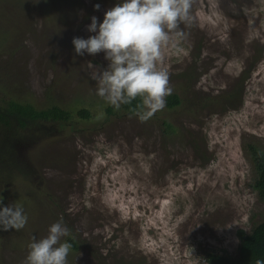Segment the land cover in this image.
Returning <instances> with one entry per match:
<instances>
[{
  "label": "rangeland",
  "instance_id": "374dc122",
  "mask_svg": "<svg viewBox=\"0 0 264 264\" xmlns=\"http://www.w3.org/2000/svg\"><path fill=\"white\" fill-rule=\"evenodd\" d=\"M117 2L0 0V104L73 114L21 133L16 156L30 173L0 177V197L21 204L28 221L0 230V264H25L32 236L60 217L76 243L68 264H208L210 250L236 257L237 230L264 220L248 150L264 151V0H192L185 35L162 47L181 103L147 121L96 95L90 75L108 61L72 44ZM235 89L233 107L203 99Z\"/></svg>",
  "mask_w": 264,
  "mask_h": 264
},
{
  "label": "clouds",
  "instance_id": "9594fccd",
  "mask_svg": "<svg viewBox=\"0 0 264 264\" xmlns=\"http://www.w3.org/2000/svg\"><path fill=\"white\" fill-rule=\"evenodd\" d=\"M99 9V4H94ZM192 0H118L103 14V19L93 15L87 31L94 33L87 38L73 37L77 55H95L103 52L107 66L91 73L96 83V95L119 110L139 97L136 114L147 121L166 106L171 95L169 73L161 65L162 47L178 30L181 23L191 20ZM0 197V230H19L28 217L21 204L2 203ZM70 229L58 218L49 225L46 235L32 236L27 244L25 264H68L73 245L64 239ZM255 264H264L256 259Z\"/></svg>",
  "mask_w": 264,
  "mask_h": 264
},
{
  "label": "trees",
  "instance_id": "16d2710c",
  "mask_svg": "<svg viewBox=\"0 0 264 264\" xmlns=\"http://www.w3.org/2000/svg\"><path fill=\"white\" fill-rule=\"evenodd\" d=\"M224 92L219 96L204 97L203 99H217L222 104L230 107L240 101V93L237 89ZM203 99L200 100L202 103H204ZM3 101L0 104V177L11 174L16 169L25 172V174L30 173L29 169L23 166L27 161L16 156L17 143H25L23 141L26 136L24 138L21 133L28 131L30 127L37 124L68 122L73 114L57 105L38 109L28 102L23 103L13 99H3ZM139 102L138 97L131 104L122 105L121 109L130 114L136 113V106ZM180 103L181 99L177 93L166 97V105L170 108L176 107ZM76 113L83 119L89 118L90 115L85 108L79 109ZM166 123L167 128L171 129V124ZM248 150L256 172L251 186L258 193V196L264 200V151L255 145H248ZM236 233L238 237L237 256L230 257L224 253L210 250L204 255V259L208 264H255L256 259L264 260V220L256 224L249 232L239 228ZM68 240L72 243V248H75V240L73 238H68ZM98 262L100 264H130L129 261L122 258L110 260L108 263H105L104 259L98 258Z\"/></svg>",
  "mask_w": 264,
  "mask_h": 264
}]
</instances>
